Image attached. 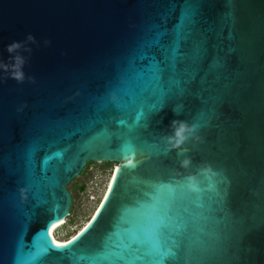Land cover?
<instances>
[{"label": "water", "instance_id": "95a60500", "mask_svg": "<svg viewBox=\"0 0 264 264\" xmlns=\"http://www.w3.org/2000/svg\"><path fill=\"white\" fill-rule=\"evenodd\" d=\"M29 34L24 82L0 70V264H143L132 230L189 174L210 190L172 264H264V0H0V60ZM174 120L196 132L169 151ZM90 161L110 193L57 248Z\"/></svg>", "mask_w": 264, "mask_h": 264}, {"label": "snow or ice", "instance_id": "6c2138e0", "mask_svg": "<svg viewBox=\"0 0 264 264\" xmlns=\"http://www.w3.org/2000/svg\"><path fill=\"white\" fill-rule=\"evenodd\" d=\"M200 183L201 181H197L193 191L198 193L194 203L196 209L201 210L200 212L184 208L185 202L191 199L188 195L187 182L161 189V195L145 211L132 230L129 243V247L134 248L137 258L143 259V264H172L177 259L182 247V238L186 237L190 226L196 223L205 207L204 197L201 194L210 189L207 186L199 187ZM111 187L109 185L110 189ZM47 235L50 236V233ZM49 243L57 248L66 247L56 244L55 241ZM68 243L70 244L71 241Z\"/></svg>", "mask_w": 264, "mask_h": 264}, {"label": "rangeland", "instance_id": "374dc122", "mask_svg": "<svg viewBox=\"0 0 264 264\" xmlns=\"http://www.w3.org/2000/svg\"><path fill=\"white\" fill-rule=\"evenodd\" d=\"M117 162L90 161L74 179L67 184L72 196V205L66 222L57 228L55 235L65 239L72 235L91 215L96 203L90 200V194L98 197L104 192L109 175ZM96 174V179L93 175ZM85 185L82 189L81 186ZM99 202V201H98Z\"/></svg>", "mask_w": 264, "mask_h": 264}, {"label": "clouds", "instance_id": "9594fccd", "mask_svg": "<svg viewBox=\"0 0 264 264\" xmlns=\"http://www.w3.org/2000/svg\"><path fill=\"white\" fill-rule=\"evenodd\" d=\"M51 41L45 40V46L49 45ZM37 44L34 36L29 34L23 41H14L6 46V51L9 54L7 62L0 60V70L7 74V78L15 80L17 83H23L25 80V73L23 67L27 62L26 56L21 52H26L29 56L32 53V48L29 45ZM30 81L34 82V78L28 77ZM171 134H164L162 140L166 143L168 150H179L181 147L195 135L196 128L184 121L174 120L171 123ZM199 139V137H196ZM192 161L185 158L180 162V168L189 169ZM211 171L210 168L201 167L200 172L207 175ZM190 191H194L197 186L198 176L196 174H189L186 178Z\"/></svg>", "mask_w": 264, "mask_h": 264}, {"label": "bare ground", "instance_id": "6f19581e", "mask_svg": "<svg viewBox=\"0 0 264 264\" xmlns=\"http://www.w3.org/2000/svg\"><path fill=\"white\" fill-rule=\"evenodd\" d=\"M118 165H119V163L114 164V166L111 170V173L109 175V178H108L106 187L104 189V192H103L99 202L97 203L96 208L91 213L90 217L72 235H70L69 237H67L65 239L58 238L55 235V231L57 230V228L59 226H61L63 223L66 222V218L61 217L60 219L53 220L49 225V233H50L51 241H55L56 244L67 245V244H69L68 243L69 241L72 242L75 240V239H73V237H79L92 224V222L94 221L93 217H95V219H96L97 215L99 214V212L101 211V209L103 208V206L107 200V199H105V197L106 196L108 197V195L110 193L111 189L109 188V185L112 186V184H113Z\"/></svg>", "mask_w": 264, "mask_h": 264}, {"label": "built area", "instance_id": "2783aa9c", "mask_svg": "<svg viewBox=\"0 0 264 264\" xmlns=\"http://www.w3.org/2000/svg\"><path fill=\"white\" fill-rule=\"evenodd\" d=\"M96 177H97L96 174H94V175H93V178L96 179ZM100 198H101V195L98 197V196H97L96 194H94V193H91V194H90V200L96 203V205H95V207L93 208V210L96 208L97 203H98V201L100 200ZM68 214H70V213H68Z\"/></svg>", "mask_w": 264, "mask_h": 264}, {"label": "trees", "instance_id": "16d2710c", "mask_svg": "<svg viewBox=\"0 0 264 264\" xmlns=\"http://www.w3.org/2000/svg\"><path fill=\"white\" fill-rule=\"evenodd\" d=\"M89 163H90V162H87L86 166H87ZM86 166H85V167H86ZM85 167H84V169H85ZM82 171H83V169H82ZM81 188L84 189V188H85V185H82Z\"/></svg>", "mask_w": 264, "mask_h": 264}]
</instances>
